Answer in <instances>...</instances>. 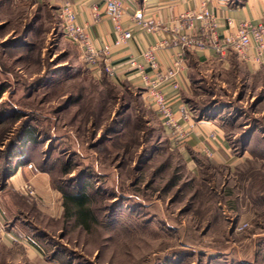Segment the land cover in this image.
<instances>
[{
	"label": "rangeland",
	"instance_id": "rangeland-1",
	"mask_svg": "<svg viewBox=\"0 0 264 264\" xmlns=\"http://www.w3.org/2000/svg\"><path fill=\"white\" fill-rule=\"evenodd\" d=\"M71 43L57 8L0 0V221L13 237L0 264H264L263 77L198 68L190 107L224 125L236 159L206 153L191 169L144 90L95 76ZM62 191L89 198L90 229L64 217Z\"/></svg>",
	"mask_w": 264,
	"mask_h": 264
},
{
	"label": "crops",
	"instance_id": "crops-1",
	"mask_svg": "<svg viewBox=\"0 0 264 264\" xmlns=\"http://www.w3.org/2000/svg\"><path fill=\"white\" fill-rule=\"evenodd\" d=\"M38 4L48 5L51 8H58L65 3H70L77 14L76 24L85 26L93 34L94 44L98 49L113 44L115 40V29L104 5H99V18L96 20L93 6L96 0H34ZM205 5L209 11L216 17L219 33L227 34L234 31L241 21H250L252 23H261L264 21V0H124L125 14L122 21L124 29L132 33L129 42L118 49H114L113 63L115 65V74L111 78L117 83L129 84L130 86L143 90V83L133 71L130 60L134 59L138 64L147 67V63L142 53L148 49L156 48V57L160 69L174 68L178 53L181 48L177 45L166 44L160 46L162 41H170L173 38L167 27L174 28L177 25V19L188 11L199 10ZM133 19L153 20L161 24V29L152 31L145 29ZM227 20L232 21V25L227 27ZM188 30H182L181 33ZM70 41V40H69ZM171 42V41H170ZM169 43V42H168ZM73 44V43H71ZM181 64L180 70L174 77L164 82L161 86L168 106L173 111L177 120L182 123L185 131V138L177 143L169 129L166 132L171 135L176 148L179 149L186 164L194 169L197 156L205 155L209 151L213 160L218 163L223 160L232 163L235 156L231 152V144L224 125L219 120L213 118H204L195 116L190 107V97L194 92V78L198 68H211L212 70H230L238 65L244 69V74L248 77L261 75L264 79V70L252 63L244 62L233 55L224 62H218L212 50L201 51L193 48L186 51V55ZM91 71H96L100 66H88ZM150 72V71H149ZM200 72V71H198ZM151 73V72H150ZM153 76V73L151 74ZM177 85V87H175ZM143 91V98L145 99ZM147 105H149L146 102ZM151 108L156 112L160 122L156 106ZM184 110H189L191 118L183 119ZM164 124V123H163ZM247 151H243L245 155ZM25 168H17L12 174L10 180L21 182L19 176H26ZM46 173L34 175L35 184L42 187L49 186V179ZM27 177V176H26ZM15 178V179H14ZM39 190V187H38ZM1 211V210H0ZM12 241V240H11ZM8 241L7 244H9Z\"/></svg>",
	"mask_w": 264,
	"mask_h": 264
},
{
	"label": "built area",
	"instance_id": "built-area-1",
	"mask_svg": "<svg viewBox=\"0 0 264 264\" xmlns=\"http://www.w3.org/2000/svg\"><path fill=\"white\" fill-rule=\"evenodd\" d=\"M28 1V0H26ZM93 6L96 20L99 18V5L106 6L108 13L115 29V40L112 45L98 49L94 44L93 34L88 27L76 24L77 14L70 3H65L57 8V15L60 21L63 34L72 41L81 51L84 61L88 66H100L95 71V76L107 74L113 76L115 65L113 63L114 49L125 46L132 38V33L122 26L125 14L124 0H96ZM205 5L199 10L188 11L177 19L176 27L169 28L173 33L170 41H162L160 46L171 44L181 48L178 53L174 68L160 69L156 57V48H151L142 53L147 63V67L138 64L134 59L130 60L132 71L140 77L146 102L156 106L157 112L162 119L164 127L169 129L179 143L186 134L182 123L177 120L173 111L168 106L161 86L164 82L171 79L180 70L183 60L186 59V51L196 48L201 51L210 49L214 52L218 62H224L231 56L235 55L244 62L251 61L254 65L264 70V21L261 23H252L250 21H241L234 31L227 34H220L216 17L209 11ZM145 29L158 31L161 24L153 20L133 19ZM227 27L232 25L231 20H227ZM182 30H188L181 33ZM169 42V43H168ZM151 73H150V72ZM153 73V76L151 74ZM177 87V85H175ZM191 113L184 110L183 119L189 120ZM206 153H210L205 150ZM10 231H7L0 221V244L7 245L8 241L13 240Z\"/></svg>",
	"mask_w": 264,
	"mask_h": 264
},
{
	"label": "trees",
	"instance_id": "trees-1",
	"mask_svg": "<svg viewBox=\"0 0 264 264\" xmlns=\"http://www.w3.org/2000/svg\"><path fill=\"white\" fill-rule=\"evenodd\" d=\"M18 141L11 144V149L15 155V149L17 145H22L30 140H34V135L32 131H26ZM175 183H173L174 185ZM62 201L64 207V217L68 219L75 218L77 223L81 225L86 230L90 229L91 224L96 222L95 215L92 209L89 207V198L86 195H76L69 193L67 191H62Z\"/></svg>",
	"mask_w": 264,
	"mask_h": 264
}]
</instances>
